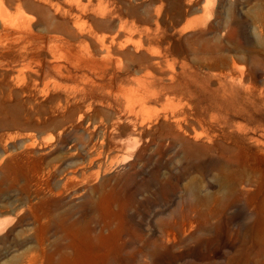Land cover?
Here are the masks:
<instances>
[{
    "label": "rangeland",
    "instance_id": "rangeland-1",
    "mask_svg": "<svg viewBox=\"0 0 264 264\" xmlns=\"http://www.w3.org/2000/svg\"><path fill=\"white\" fill-rule=\"evenodd\" d=\"M1 1L0 264H264V0Z\"/></svg>",
    "mask_w": 264,
    "mask_h": 264
},
{
    "label": "bare ground",
    "instance_id": "bare-ground-1",
    "mask_svg": "<svg viewBox=\"0 0 264 264\" xmlns=\"http://www.w3.org/2000/svg\"><path fill=\"white\" fill-rule=\"evenodd\" d=\"M0 20L2 21V22H7V21H9V14L7 13V11H6V8H5V6H4V3H3V1H1L0 0ZM233 162H234V160H233ZM170 232H168L167 234H166V236H169L170 237ZM139 236V235H138ZM137 236V237H138ZM126 246L127 245H121V250H124V249H126Z\"/></svg>",
    "mask_w": 264,
    "mask_h": 264
}]
</instances>
